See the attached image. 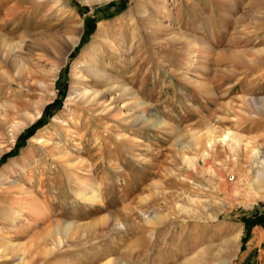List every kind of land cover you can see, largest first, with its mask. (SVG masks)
I'll return each instance as SVG.
<instances>
[{
	"label": "rangeland",
	"instance_id": "rangeland-1",
	"mask_svg": "<svg viewBox=\"0 0 264 264\" xmlns=\"http://www.w3.org/2000/svg\"><path fill=\"white\" fill-rule=\"evenodd\" d=\"M0 34L27 68L0 79V264H264V0H0Z\"/></svg>",
	"mask_w": 264,
	"mask_h": 264
},
{
	"label": "bare ground",
	"instance_id": "bare-ground-1",
	"mask_svg": "<svg viewBox=\"0 0 264 264\" xmlns=\"http://www.w3.org/2000/svg\"><path fill=\"white\" fill-rule=\"evenodd\" d=\"M47 16V15H46ZM73 22V21H72ZM74 23L76 24H70V27L73 28L74 34L76 35L74 38H70L67 39L63 45L59 46V54L60 57L64 58V62H66L68 56L70 55L71 51L74 50L77 45L81 42V33L83 32V30L81 29L82 24H79L77 21L74 20ZM76 25V26H75ZM72 31V30H71ZM11 34V33H10ZM80 35V36H79ZM102 35V32H101ZM79 36V37H78ZM100 45H96L97 47H95V51L93 53V57L96 59V63H98L100 66L101 64H103V56H104V51L102 50V43H99ZM24 45L20 44V43H16L14 41V39H11L7 36V34H0V79L1 77H4V74H6L5 72H3V69L5 67L6 63H10L11 65H19V68L16 72L18 74H23L26 68V64L24 63V59L21 56V52L23 50ZM25 51V50H24ZM92 55V54H91ZM105 57V56H104ZM96 64L94 65H87L85 67V69L92 74L95 77V80L93 81H81L84 82L83 84H97L100 83L101 81H103L106 84L108 82L109 85L111 82V75L110 76H106L105 73H99L96 67ZM99 68V67H98ZM104 72V71H103ZM4 73V74H3ZM24 75V74H23ZM52 75V74H51ZM110 77V78H109ZM48 78V77H47ZM26 81V80H25ZM112 88L109 89H105L104 91H100L98 90L96 87H94L93 85H89L88 89H86V91H90V95L94 96V100H98L101 97L107 96L105 95V93L111 91ZM119 91H130V89L126 88V87H122L120 86L118 88ZM115 96V92H113V96L112 98L109 100L110 102L115 101L118 98V95L116 97ZM245 103H247V105H249V107L254 110V112H256V114L262 115L264 114V100H244ZM132 118V117H131ZM239 137V136H238ZM236 134L234 133H225V135H221L219 138V140H216L214 142V144H216L217 142H221L223 143V146L226 147L229 143L230 144H234L236 146H238L243 139H241L240 137L238 138ZM250 152L252 153V157H253V163L256 164L257 168V173H258V177L253 181V185H254V189L256 188L257 191L259 192H264V155H261L260 152L256 149H252L250 148ZM206 159V158H205ZM26 187V183L20 184V194L24 195L25 197L20 199V200H15L13 201L15 203V205L13 204V206H28V204L30 205L29 201L32 202L29 198V196H31L30 194L35 193V192H30L29 190L27 191L25 188ZM33 187V186H32ZM100 188L97 189H91L88 192H77L76 193V197L79 200H82L84 202H93L96 201L99 196H100ZM5 198H7L8 196L10 197V191L8 190L5 193ZM1 198V197H0ZM9 199V198H8ZM32 199V198H31ZM10 207L7 209V212L9 214V217H11L9 219V221H11V224L13 226H18V221L22 219L24 210L19 211L18 209H16L15 207ZM5 209V208H4ZM6 221V220H5ZM21 222V221H20ZM71 225L70 224H66L64 231H69ZM241 235L237 236V240L240 239ZM2 238H0V258L4 257L6 259V261L8 259H10L11 257H9L10 253L12 251L17 250L18 248H20L21 246H15V244H13L12 240L10 238H3V236H0ZM8 237V236H7ZM61 239V238H60ZM61 243V241L59 242ZM54 250V249H53ZM4 259V260H5ZM21 264H26V262L24 261L23 258L20 259ZM192 261V260H191ZM190 262V261H189ZM187 262L188 264H193L192 262ZM5 264V263H4ZM195 264V263H194Z\"/></svg>",
	"mask_w": 264,
	"mask_h": 264
}]
</instances>
